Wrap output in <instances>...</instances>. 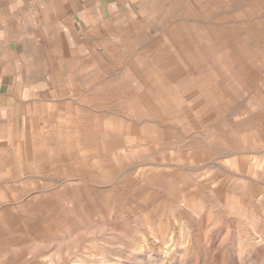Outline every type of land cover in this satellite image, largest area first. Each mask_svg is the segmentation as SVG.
Listing matches in <instances>:
<instances>
[{"label":"rangeland","instance_id":"374dc122","mask_svg":"<svg viewBox=\"0 0 264 264\" xmlns=\"http://www.w3.org/2000/svg\"><path fill=\"white\" fill-rule=\"evenodd\" d=\"M101 2L0 145V264H264V0Z\"/></svg>","mask_w":264,"mask_h":264},{"label":"crops","instance_id":"0c3cea01","mask_svg":"<svg viewBox=\"0 0 264 264\" xmlns=\"http://www.w3.org/2000/svg\"><path fill=\"white\" fill-rule=\"evenodd\" d=\"M101 6V0H0L1 146L20 155L29 133L36 134L38 93L68 86L70 66L78 69L85 55L86 29L95 37Z\"/></svg>","mask_w":264,"mask_h":264}]
</instances>
